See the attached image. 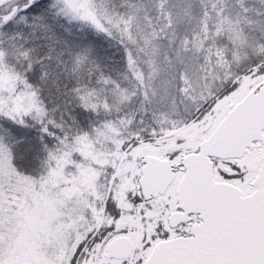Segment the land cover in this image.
<instances>
[{"label":"snow or ice","instance_id":"snow-or-ice-1","mask_svg":"<svg viewBox=\"0 0 264 264\" xmlns=\"http://www.w3.org/2000/svg\"><path fill=\"white\" fill-rule=\"evenodd\" d=\"M0 264H264V0H0Z\"/></svg>","mask_w":264,"mask_h":264}]
</instances>
